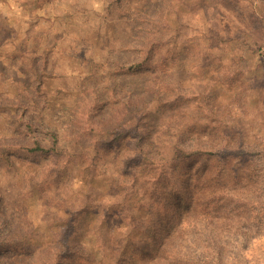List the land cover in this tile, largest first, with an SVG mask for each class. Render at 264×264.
Returning a JSON list of instances; mask_svg holds the SVG:
<instances>
[{"label":"rangeland","instance_id":"rangeland-1","mask_svg":"<svg viewBox=\"0 0 264 264\" xmlns=\"http://www.w3.org/2000/svg\"><path fill=\"white\" fill-rule=\"evenodd\" d=\"M0 264H264V0H0Z\"/></svg>","mask_w":264,"mask_h":264},{"label":"trees","instance_id":"trees-1","mask_svg":"<svg viewBox=\"0 0 264 264\" xmlns=\"http://www.w3.org/2000/svg\"><path fill=\"white\" fill-rule=\"evenodd\" d=\"M39 148H41V147H34V148H32L31 150H37V149H39Z\"/></svg>","mask_w":264,"mask_h":264}]
</instances>
